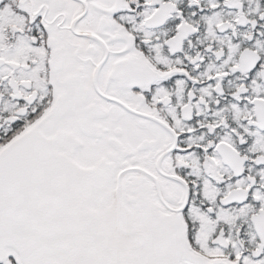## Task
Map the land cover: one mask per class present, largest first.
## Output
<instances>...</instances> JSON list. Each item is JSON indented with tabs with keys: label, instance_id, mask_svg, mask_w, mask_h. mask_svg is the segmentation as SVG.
<instances>
[{
	"label": "snow or ice",
	"instance_id": "snow-or-ice-1",
	"mask_svg": "<svg viewBox=\"0 0 264 264\" xmlns=\"http://www.w3.org/2000/svg\"><path fill=\"white\" fill-rule=\"evenodd\" d=\"M0 264H264V0H0Z\"/></svg>",
	"mask_w": 264,
	"mask_h": 264
}]
</instances>
